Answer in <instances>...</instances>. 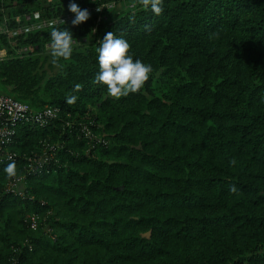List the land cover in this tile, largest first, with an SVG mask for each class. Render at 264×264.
I'll use <instances>...</instances> for the list:
<instances>
[{
  "label": "trees",
  "instance_id": "1",
  "mask_svg": "<svg viewBox=\"0 0 264 264\" xmlns=\"http://www.w3.org/2000/svg\"><path fill=\"white\" fill-rule=\"evenodd\" d=\"M70 2L112 6L58 25L75 41L60 67L51 28L0 32V92L57 109L16 124L0 162V264H264V0H163L159 16L137 0H0V26ZM109 31L152 65L142 92L93 83Z\"/></svg>",
  "mask_w": 264,
  "mask_h": 264
},
{
  "label": "clouds",
  "instance_id": "2",
  "mask_svg": "<svg viewBox=\"0 0 264 264\" xmlns=\"http://www.w3.org/2000/svg\"><path fill=\"white\" fill-rule=\"evenodd\" d=\"M137 3L145 10L150 8L156 16L161 15L164 11L163 0H137ZM132 7H136V4L134 3ZM97 10L99 11V8ZM68 11L74 14V19L71 21L73 26H78L90 18L89 11L81 9L75 2L69 3ZM60 24H66V22L62 19L49 22L48 27L52 29L50 32L51 43L45 46L52 58L51 63L56 67L61 66V59L69 60L74 51L72 31L68 27H59ZM97 43L99 71L95 75L93 83L106 85L108 95L116 99L142 92L145 83L154 71L152 65L146 64L140 59L134 60L133 54L130 52L131 45L129 42L123 37L115 36L112 31L107 32L103 39ZM81 90V84L74 85V92ZM77 100V95L69 94L65 103L73 105ZM229 163L234 166L236 164L235 158ZM3 171L10 180L18 176L15 161L8 163ZM229 191L233 194L238 193L235 185L231 186Z\"/></svg>",
  "mask_w": 264,
  "mask_h": 264
},
{
  "label": "built area",
  "instance_id": "3",
  "mask_svg": "<svg viewBox=\"0 0 264 264\" xmlns=\"http://www.w3.org/2000/svg\"><path fill=\"white\" fill-rule=\"evenodd\" d=\"M111 4H102L98 6H85L82 9H87L89 13L98 14V20H101V15L103 13L104 8L111 7ZM99 8V11L97 10ZM26 20H34V22L22 25L20 17H16L17 27L9 28L6 24L0 26V32L5 33L9 36H15L19 33L30 32L34 29H39L42 27H48V24L52 20H64L68 23L70 20L74 19L73 13H68L64 15H60L58 17H52L49 19H44L39 11H34L33 13H28L25 15ZM75 42V41H74ZM15 43V41H12ZM35 47L24 46L19 49V53L27 54ZM2 51V50H0ZM6 51V50H5ZM7 55V52L0 53V58H4ZM57 114V109L46 107L44 111L38 112L35 111L30 104L23 102L13 95L0 92V162L4 160H9L12 158V154L10 149L8 148L10 144L13 142L14 136L16 134L15 125L18 123H22L25 121L34 120L39 122L41 125H45L48 123V117H55ZM19 180L14 181L10 187L13 191H16V184ZM33 223L32 227L36 228V217H32ZM15 264V263H13Z\"/></svg>",
  "mask_w": 264,
  "mask_h": 264
},
{
  "label": "rangeland",
  "instance_id": "4",
  "mask_svg": "<svg viewBox=\"0 0 264 264\" xmlns=\"http://www.w3.org/2000/svg\"><path fill=\"white\" fill-rule=\"evenodd\" d=\"M6 51L5 50H2V51H0V53H5ZM40 159H42V158H40ZM27 170H29V168L27 169ZM19 172V171H18ZM16 180H19L18 182H17V184H16V188H18V189H21L22 191L21 192H18V194H23V188L24 187H26L27 186V178H26V176L25 175H21V174H18V176H17V179ZM10 184V182L9 183H7V185H9ZM12 184V183H11ZM10 184V185H11ZM146 235H147V233H146Z\"/></svg>",
  "mask_w": 264,
  "mask_h": 264
},
{
  "label": "water",
  "instance_id": "5",
  "mask_svg": "<svg viewBox=\"0 0 264 264\" xmlns=\"http://www.w3.org/2000/svg\"><path fill=\"white\" fill-rule=\"evenodd\" d=\"M151 233V231H149L148 233H147V235H149Z\"/></svg>",
  "mask_w": 264,
  "mask_h": 264
}]
</instances>
